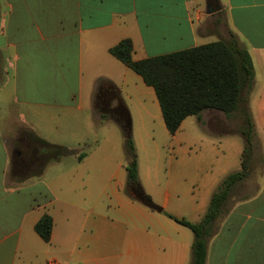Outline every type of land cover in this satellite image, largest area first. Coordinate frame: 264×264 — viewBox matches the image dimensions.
<instances>
[{"label": "crops", "instance_id": "0c3cea01", "mask_svg": "<svg viewBox=\"0 0 264 264\" xmlns=\"http://www.w3.org/2000/svg\"><path fill=\"white\" fill-rule=\"evenodd\" d=\"M219 5L207 15L205 0H0V99L7 107L0 117V264H191L192 232L164 212L198 223L223 178L241 168L243 148L235 161L215 157L216 144H225L200 134H223L231 124L223 113L182 121L180 140L198 155L185 161L187 187L172 207L153 202L157 212L132 202L127 172L112 192L115 203L72 204L62 196L69 159L86 169L76 173L81 185L96 172L84 165L108 160L82 148L87 128L109 119L103 143L112 139L118 148L134 116L153 97L158 103L153 88L109 54L124 39L139 61L234 36L253 65L248 108L264 157V0ZM101 88L112 98L98 109ZM204 144L212 157L200 154ZM250 183L234 188L205 264H264V189ZM45 214L52 219L48 243L34 231Z\"/></svg>", "mask_w": 264, "mask_h": 264}, {"label": "trees", "instance_id": "16d2710c", "mask_svg": "<svg viewBox=\"0 0 264 264\" xmlns=\"http://www.w3.org/2000/svg\"><path fill=\"white\" fill-rule=\"evenodd\" d=\"M131 40L124 39L109 49V54L131 69L152 87L162 118L170 135H174L182 121L189 116L199 117L204 111L215 110L230 119L236 117L238 133L243 140L241 168L226 175L211 196L206 213L198 223H191L164 214L193 234L191 264H205L210 237L216 234V221L225 213V206L234 188L253 173L256 151H260L248 97L254 85L251 58L232 36L183 51L144 60H133ZM125 149L129 158L126 167L127 188L138 186V163L131 138L130 126L125 128ZM234 133V132H232ZM142 202L150 209L163 210L142 193ZM35 233L48 243L52 219L43 215L34 226Z\"/></svg>", "mask_w": 264, "mask_h": 264}, {"label": "rangeland", "instance_id": "374dc122", "mask_svg": "<svg viewBox=\"0 0 264 264\" xmlns=\"http://www.w3.org/2000/svg\"><path fill=\"white\" fill-rule=\"evenodd\" d=\"M146 106L148 107L147 112L140 116L135 115L130 128L138 163V187L142 189L152 202L164 204L167 201L170 208L176 198L184 194L187 187V175L184 174L188 167L185 161L189 157L198 155V153L184 148L180 140L184 135V129L176 132L174 136L167 132L155 97ZM6 109V105L0 99L1 118L5 117ZM193 117L196 116H191L186 121V124L195 121ZM230 120V127L223 128L224 132L223 134H219V136H211L208 130H201L200 134L207 140L222 141L225 144V150L222 146L216 144L215 157L226 155L230 160L235 161L238 146L243 148V140L238 133H235L239 126L237 118L231 117ZM105 121L107 122L101 123L100 126L94 129L87 128L88 132L83 138L85 146H81L89 154L105 156L108 159L104 162H93L84 165L86 167L92 165L90 171H96L94 177L85 180L84 185H81L76 173L83 172L86 169L75 166L72 159L67 161L69 162L67 169L72 174H70V178L67 180L65 186L67 194L62 197L72 204L92 205L97 199L103 206L115 203V197L112 192L115 191L119 180L124 179L126 176L129 158L125 149V135L122 133L118 148L112 139L103 143L107 139L106 137L110 135L113 124L109 119ZM2 126L3 122L0 120V127ZM82 128H85V126L82 125ZM94 138L99 141L96 146H92ZM200 154L210 157L214 155L206 144L203 145ZM30 165L29 163L26 166ZM18 166L19 164L15 163V167L17 168ZM253 167L254 170L250 176V184L252 185L256 182L255 185L257 186V182H261L262 189H264V157L261 149L258 152L256 151ZM245 188L247 189L244 192H247L249 187ZM59 189L60 187L57 185L56 190L58 191ZM127 193L132 196V202L145 205L133 196L130 188H127ZM213 238L214 236L210 237L208 241L210 242Z\"/></svg>", "mask_w": 264, "mask_h": 264}, {"label": "flooded vegetation", "instance_id": "af4514ba", "mask_svg": "<svg viewBox=\"0 0 264 264\" xmlns=\"http://www.w3.org/2000/svg\"><path fill=\"white\" fill-rule=\"evenodd\" d=\"M111 98H112V93L107 89L101 88L96 94V98H95L96 107L98 109H101L102 106H107ZM130 190L132 193L133 192L141 193L140 188L136 185L131 186Z\"/></svg>", "mask_w": 264, "mask_h": 264}, {"label": "water", "instance_id": "95a60500", "mask_svg": "<svg viewBox=\"0 0 264 264\" xmlns=\"http://www.w3.org/2000/svg\"><path fill=\"white\" fill-rule=\"evenodd\" d=\"M220 10L219 0H205V11L207 15H212ZM133 196L138 200L142 201V193L140 192H133ZM160 212V210H157Z\"/></svg>", "mask_w": 264, "mask_h": 264}]
</instances>
